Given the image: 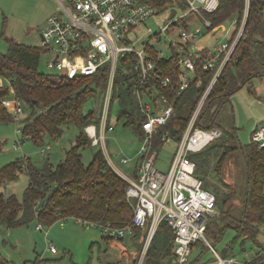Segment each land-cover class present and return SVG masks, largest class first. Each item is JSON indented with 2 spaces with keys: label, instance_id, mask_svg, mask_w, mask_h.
I'll return each instance as SVG.
<instances>
[{
  "label": "built area",
  "instance_id": "2783aa9c",
  "mask_svg": "<svg viewBox=\"0 0 264 264\" xmlns=\"http://www.w3.org/2000/svg\"><path fill=\"white\" fill-rule=\"evenodd\" d=\"M55 1L56 10L47 18L41 32V46L52 56L48 66L69 79L93 76L106 70V86L101 90L100 122L85 127L92 143L97 145L105 141L106 133L114 129L109 117L119 74L124 77L125 84L131 86L138 107L145 114V119L140 122L143 137L136 151V168L132 174L120 170L107 151L110 164L129 182L126 196L134 209L130 223L115 226L109 222L75 218L86 228L100 227L107 236L115 239L133 234L136 228L144 229L146 233L137 264H144L162 222H166L173 232V264H186L199 240H204L218 259L201 264H264V245L260 243L248 261L223 256L214 248L206 229L209 220L219 214L217 196L197 175V162L191 156L224 134L218 126L201 125L199 117L218 76L246 36L250 0H245L241 18L234 17L237 28L231 37L212 47L198 45L196 41L200 35H205V28L214 31L215 24L204 13L216 11L221 0H171L163 8L152 4L153 0ZM262 16L264 19V9ZM189 17L194 21H189ZM152 22H156L155 28L151 26ZM196 22L198 24L194 25ZM171 33L179 39H171V54H166L158 44L163 35ZM160 60L165 63V71ZM199 70L212 71V77L177 140L169 128L175 102L199 79ZM0 85L11 86V83L0 78ZM1 102L16 120L23 115V104L18 97H4ZM156 138L162 145L176 141L166 171L157 164ZM251 139L264 146V123L254 129ZM120 159L123 163L130 161L129 157ZM36 228L42 229V224L39 222ZM258 234L264 236V225ZM50 250L56 252L55 246L51 244Z\"/></svg>",
  "mask_w": 264,
  "mask_h": 264
},
{
  "label": "trees",
  "instance_id": "16d2710c",
  "mask_svg": "<svg viewBox=\"0 0 264 264\" xmlns=\"http://www.w3.org/2000/svg\"><path fill=\"white\" fill-rule=\"evenodd\" d=\"M170 1L153 0L152 4L163 8ZM244 7L245 0H221L216 11L205 12L204 15L214 24H218L233 14L241 18ZM263 9L264 0H250L246 36L240 40L230 61L225 65L208 94L206 106L204 104L205 108L203 106L204 110L202 109L199 117L201 125L217 127V110L211 112L208 110L216 99L224 100L239 87L233 67H240L242 72L239 74H248L249 78L254 73L247 72L250 67H253L257 60L264 63ZM44 51L42 46L28 45L12 39L8 51H0V76L6 81L9 80L13 88L12 91L11 86L0 85V123L16 120L12 112L1 102L4 97L16 96L22 101L24 113L26 109L30 110L22 126L25 138L42 144L46 135L54 140L62 135L65 125L74 124L78 129L76 142L67 149L66 157L55 166L48 160L42 166H38L30 160L17 159L0 168V223L9 228L30 226L34 220L51 225L57 219L74 216L99 223L109 222L115 226L126 225L132 220L134 210L132 202L126 196L129 182L113 168L101 148L96 149L88 164L83 162L81 153V148L95 145L85 127L89 124L98 125L100 122V110L97 108L85 110L83 105L88 97L99 95L105 88L106 70L103 69L93 76L75 79H69L55 71L51 74L44 73L38 68ZM160 63L165 71V63L163 61ZM211 77L212 71L199 70V79L195 80L183 96L176 100L175 113L169 122V128L177 140ZM117 85L123 87V96H118L119 118L123 117L125 124L133 126L141 139L143 129L140 122L145 119V114L139 109L131 86L125 84L122 75L117 77L115 87ZM109 123L114 125V131L116 126L110 121V117ZM232 137L234 138L232 133L224 132L222 137L205 149L192 154V158L197 162L196 173L199 167L208 166L209 173L216 172L219 177L217 178L222 180L220 165L226 161L230 152L239 147L232 144ZM154 145L160 147L162 143L156 138ZM241 151L248 170L242 191L241 207L234 210L232 206L233 210H230L228 205L231 203H227L226 197L230 200L231 194L219 195L216 192V185L207 184L203 179L206 185L215 186L219 214L209 220L206 229V233L213 234L215 238L219 237L223 229L218 226L217 217L225 220L226 226H234L239 234H249V237L255 240L260 226L264 225V146H259L251 139L248 144H241ZM214 161L216 163L213 165ZM24 170L28 175V184L20 200L15 193H7L5 187L8 182L18 179L19 173ZM42 201L44 202L41 203ZM137 229L141 228H136L135 231ZM159 233H161L159 244L154 245ZM104 236L112 239L106 234ZM152 241L148 251L150 257L158 259L174 254L171 250L174 247V236L166 222L160 224ZM153 245L156 250L152 252ZM209 249V245L204 241L201 252L195 257L190 255L186 264L201 263L204 253ZM0 264L19 263L0 253Z\"/></svg>",
  "mask_w": 264,
  "mask_h": 264
},
{
  "label": "rangeland",
  "instance_id": "374dc122",
  "mask_svg": "<svg viewBox=\"0 0 264 264\" xmlns=\"http://www.w3.org/2000/svg\"><path fill=\"white\" fill-rule=\"evenodd\" d=\"M55 10V0H0V51H8L11 39L28 45L41 46V32L46 25L47 18ZM234 17H236V15H230L226 20L215 24L214 31L213 29L208 30L205 28V35H200L196 41L197 44L212 47L217 43L226 42L237 28L236 24L233 22ZM188 20L194 21V18L189 17ZM150 24L154 28L156 27V22ZM196 24L198 23H194V25ZM171 39L177 41L179 38L174 33L163 35L162 41L158 44V47L166 54H171V49L169 48ZM51 57L52 56L46 51H44V53L42 52L38 66L41 72L49 74L54 73V70L48 66V61ZM255 66V75L250 77L249 82H245L237 90L229 94L224 100L220 99V101H217L216 99L208 110V112L217 110L216 125L220 126L224 132L232 133L234 135V138L232 137V144L239 146L235 148L234 151L230 152L226 157V161L220 165L222 166V170L220 169L222 180L218 179L219 177L216 172L209 173L210 168L208 166H201L197 169V174L202 176V179H204L207 184L216 185V192L219 195L221 194L223 196L224 193L231 194L230 200L226 197L228 199L227 203H231L228 205L230 210H233V208L235 210L236 208L241 207L243 200L242 191L247 179V163L241 151V144L245 145L251 142L253 128L256 125L264 123V65L258 63ZM120 75L121 74H119V77ZM0 78L2 81H6L2 76H0ZM122 91V86L119 87L117 85L115 87L114 99L110 110V121L115 124L116 129L106 133L105 141L98 143L97 145L81 148V153L83 156V162L88 164L92 160L93 153L96 149L101 148L105 156H108V151L120 170L132 174L134 164H136L137 161L136 151L140 146L141 140L134 127L125 124L123 117L119 118L120 100L118 99V96L121 97ZM102 97V93L99 95H91L84 102V109H102ZM122 101L123 100L121 99V102ZM125 101L128 100L125 99ZM29 113L30 110L26 109V113L20 115L19 120L0 123V168L17 159H20L21 161L30 160L38 166H42L48 160L55 166L66 157L67 149L75 144L78 129L74 124L68 126L65 125L62 135L54 140H51L50 136L46 135L42 144H37L32 139L25 138L22 133V126ZM175 149V140L158 147L159 155L157 164L162 170H168ZM120 157H129L130 161L128 163H123ZM214 163L216 162L214 161L213 165ZM27 184L28 175L24 170L19 173L18 179L8 182L5 191L15 193L18 198L22 200ZM237 215L239 216L240 213ZM216 221L218 226L223 228L219 237L215 238L213 234L208 235V233H206V235L210 242L213 243L214 248L221 255L233 256L240 261H248L255 255L257 244L260 243L264 245V236L258 234L257 239L255 240L249 237V234H239L236 228L232 225L226 226V221L220 217H217ZM63 222L68 223L67 218ZM38 223V220H34L30 226H17L15 228H9L0 223V253L19 264H23L25 261L27 264H38L39 259L37 257V250L43 255L42 248L46 245V241L48 242L47 249L49 251H46V255L44 256L47 259L51 258L49 255H52V252L50 251V245L52 244L55 246L56 251H60L58 257L61 258L64 250L62 249V240L68 244L67 248L72 246V244H75L76 249L75 247L73 248L75 249L76 261L79 262L80 256H82V259H86L87 254L86 252L78 254V251H85L86 245L89 247L91 240L98 238L102 242L101 249L107 251L105 256L110 257L111 255L113 257H110V260L115 261L119 259V255L116 248L112 246L113 243H120L125 246V241H128L129 237L126 235L122 239H109L111 242L109 247L101 238V235H105V233L100 227L92 226L90 228H85L81 222L79 225L81 229V231H79L80 233L71 232L73 230L67 228V232L58 236L60 234L57 230L51 232L50 235L47 234L46 232L49 225L41 222L42 226H44L43 230L37 231L36 225ZM78 234L83 238V245L82 242L77 245L71 241V239L74 238L72 236ZM160 239L161 233H159L154 240V245L157 243L159 244ZM51 240L55 241L59 249H57L55 244L50 242ZM203 242L204 240H200L196 243L193 247L191 257H195L201 252V245ZM154 245L152 246V252L153 250H156ZM92 250L95 251V261H97L99 256L98 247H94ZM135 250L136 247L133 245L128 247L129 252ZM118 251L120 252L119 248ZM206 259L212 260L213 262H217L218 260L217 255L213 252L211 247L204 253L201 260L204 261ZM65 261L66 262L63 260H56L54 262L52 261V263L70 264L71 258L69 255L65 258ZM107 261H105L104 264H106ZM201 263L199 262L197 264ZM95 264H97V262ZM98 264H102V262H99Z\"/></svg>",
  "mask_w": 264,
  "mask_h": 264
},
{
  "label": "crops",
  "instance_id": "0c3cea01",
  "mask_svg": "<svg viewBox=\"0 0 264 264\" xmlns=\"http://www.w3.org/2000/svg\"><path fill=\"white\" fill-rule=\"evenodd\" d=\"M258 63L264 65L263 61L257 60V62L254 63V66L252 68L249 66L251 69H249L247 72H254V69L256 68L255 65L258 64ZM245 64H246V62H245ZM246 65H248V63ZM233 71L237 75V79L236 80L238 82L239 87L241 85H243L245 82H249L250 81V77L255 75V73H252V75L248 78L247 77L248 74H246V75H244V73L242 75L239 74L240 72H242V69L240 67L239 68L238 67H233ZM233 92H231V93H233ZM257 126L258 125H256L253 128L252 132L254 131V129H256ZM218 127H220V126H218ZM135 168H136V164H134L133 172L135 171ZM209 186H212V185H209ZM66 218H67L68 223L63 222V221H65ZM80 224H81V222L78 221L77 218H75L74 216H68V217H65V218L57 219L55 222H53L51 225H49V228H48L46 233L50 235L51 232L57 230V232L60 234L58 236H61L65 232H67L66 231L67 228L72 229L73 231H71V232L80 233L79 232V231H81L80 226H79ZM42 227H44V226H42ZM42 230H43V228L42 229H37V231H42ZM68 233H70V232H68ZM145 233H146L145 230L137 229L135 231V233L127 234L129 237H128V241H125L126 242L125 246L121 245L120 243H113L112 246L114 248H116V250L118 252V255H119V259H117L115 261L110 260V257H113V256H111V255H110V257L105 256L107 251H105L104 249L103 250L101 249L102 242L98 238L92 239L89 247H87V245H86L85 251H81V252L78 251V254H82L83 252H86V254H87V258L86 259H82V256H80V260H79L80 263L76 261V257H75L76 254H75V251H74L76 249L75 244H72V246H69V248H67L68 244L63 242L62 240H61V243H62V246H63L62 249H64L62 257L61 258L58 257L60 251L57 250L56 252H54L55 253L54 254L53 251L50 250L52 252V255H49V257H51V258L47 259L44 255H46L45 252L49 251V250L47 249L48 242L45 240L46 241V245L43 246V248H42L43 255L41 253H39V250H37V257L39 259L38 260V264H53L52 261L54 262L56 260H61V261L63 260L64 262H66L65 258L68 257V255L71 258L70 264H95L96 262H97V264L99 262H102V264H104L105 261H107V260L108 261L106 262V264H137L138 263V259H139L140 254H141V251H142ZM78 235H76V236H72L71 235L72 237H74L73 239H71V241L73 243H76L77 245L80 242H82V245H83L84 244L83 243V238L80 237V235L79 236ZM101 238H102L103 242L105 244H107V246H109V244H111L109 239H107L104 235H101ZM50 242L55 244L57 249H59L58 245L55 243L54 240L53 241L51 240ZM130 245L135 246L136 250L133 251V252H129L128 251V247ZM73 247H75V249ZM94 247H98V255L99 256H98L97 261H95V251L92 250ZM118 248L120 249V252L118 251ZM37 249H38V247H37ZM149 257L150 256L147 255L144 264H173V262L175 260L174 254L170 255L169 257H165V258L164 257L158 258V259L154 258L155 261L147 260V259H149ZM122 259H124V260H122Z\"/></svg>",
  "mask_w": 264,
  "mask_h": 264
},
{
  "label": "water",
  "instance_id": "95a60500",
  "mask_svg": "<svg viewBox=\"0 0 264 264\" xmlns=\"http://www.w3.org/2000/svg\"><path fill=\"white\" fill-rule=\"evenodd\" d=\"M175 11V9H173L172 10V14H173V12ZM208 188L211 190V191H215V186H208ZM44 201H42L41 203H43ZM147 260H151V261H155V259L154 258H152V257H149V259H147Z\"/></svg>",
  "mask_w": 264,
  "mask_h": 264
}]
</instances>
